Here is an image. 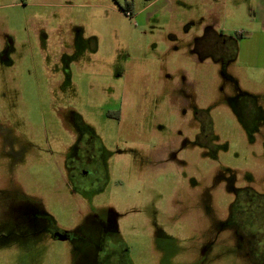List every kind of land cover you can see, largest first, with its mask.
<instances>
[{"label":"rangeland","instance_id":"rangeland-1","mask_svg":"<svg viewBox=\"0 0 264 264\" xmlns=\"http://www.w3.org/2000/svg\"><path fill=\"white\" fill-rule=\"evenodd\" d=\"M251 10L262 23L264 0H0V197L19 187L58 227L85 230L90 203L82 190L72 191L64 166L76 138L66 121L74 110L112 151L108 178L100 192L99 183L90 192L91 205L116 214L133 264H160L163 253L166 264L260 263L244 245L236 250L223 216L232 199L226 169L235 186L264 191L262 131L251 142L230 110L229 85L220 89V65L198 60L186 45L216 20L225 33L243 32L227 70L264 109V26L249 19ZM4 32L14 38L8 50ZM180 89L207 110L217 136L213 154L182 149L185 168L156 154L178 146L179 134L193 135ZM109 109L120 110V123ZM190 175L201 192L197 204L188 202L196 191ZM254 203L246 204L249 223L242 227L255 233L259 251L264 210ZM8 239L0 236V264H93L68 241L42 238L32 254Z\"/></svg>","mask_w":264,"mask_h":264},{"label":"flooded vegetation","instance_id":"flooded-vegetation-1","mask_svg":"<svg viewBox=\"0 0 264 264\" xmlns=\"http://www.w3.org/2000/svg\"><path fill=\"white\" fill-rule=\"evenodd\" d=\"M249 19L258 20L264 26V21L261 23L255 10H251ZM43 34L40 31L37 35L40 42L46 39V37L43 38L45 35ZM3 36L5 48L8 50L12 47L14 38L10 32H4ZM245 37L246 35L241 31H235L233 34L225 33L223 28H219L216 20L205 25L202 33L193 36L186 45L189 53L196 56L198 60L210 58L220 65V89L223 90L224 84L227 83L228 88L230 87L231 90L228 96L231 101L230 110L240 121L241 126L246 129L245 131L251 142L255 140L254 134L261 131L262 134L259 138L264 142V109L259 97L244 90L240 86L239 80L227 70L228 64L236 58L237 42ZM26 40L25 42H29L28 39ZM76 42L81 43L78 35ZM178 93L182 114L185 115L187 112L190 114L193 135L182 137L179 134L180 143L178 146L167 145L166 149L164 148L156 154L159 159L165 158L161 162L168 161L185 168L187 162L180 156V151L187 146H193L204 147L210 154H213L217 147V136L212 129V121L206 115L207 110L197 106L195 95H187L181 89ZM119 112V109H109L106 114L114 118L116 123H120L121 116ZM133 112L135 113V111ZM66 121L73 126L76 138L70 146L69 154L64 159V166L72 191H75V188L82 190L86 193L88 204L90 203L91 210L86 215L85 230L80 228L78 231L77 228L75 231H71L58 227L51 215L44 210L39 199L16 187L4 189L0 197L3 201L0 211L4 215V218L0 220V225L6 227V231L0 232V236L24 243V250L32 254L42 238H50L70 242L75 251L79 253V256L86 259L91 258L93 264H133L129 258V248L120 233L116 214L108 207L98 209L91 205L93 193L90 192H93L96 183H99L97 192H100L104 187V181L108 178L107 160L112 151L101 142L93 128L85 123L74 110H69ZM156 154L152 155V160H156ZM225 173L226 176L228 175L226 188L232 195V199L227 206L223 219L229 229L231 228L230 237L235 236L233 238L237 241L236 250L242 249L241 246L244 245V249H242L244 252L257 254L261 259L258 264H264V249L259 251L254 249L255 233L247 230V226L242 227V224L249 223L248 218L245 216L247 203L256 202L254 204H261L264 210V191L254 190L249 186H235L234 176L229 175L231 172H227L226 169ZM186 174V171H183L184 177ZM79 175H82L84 179L80 178ZM187 181L194 190L199 186L198 180L194 176L190 175ZM200 193V191H194L193 195L188 198V202L200 203ZM179 202L182 204L184 201ZM58 233L64 236V239H60ZM159 234L164 235L163 230H160ZM212 242L213 240L204 247V252L210 250ZM166 255L167 253H163L160 264H166L164 262ZM200 257L204 261L208 258L204 254H201Z\"/></svg>","mask_w":264,"mask_h":264},{"label":"water","instance_id":"water-1","mask_svg":"<svg viewBox=\"0 0 264 264\" xmlns=\"http://www.w3.org/2000/svg\"><path fill=\"white\" fill-rule=\"evenodd\" d=\"M58 235H59V233H58ZM59 238H60V239H64V236L59 235Z\"/></svg>","mask_w":264,"mask_h":264}]
</instances>
